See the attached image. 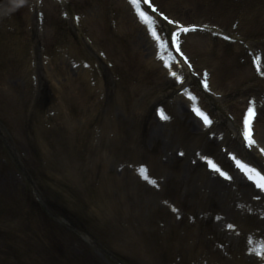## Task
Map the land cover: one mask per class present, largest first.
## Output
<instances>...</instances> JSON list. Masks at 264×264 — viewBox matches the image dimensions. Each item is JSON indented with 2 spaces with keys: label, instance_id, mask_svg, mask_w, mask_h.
Returning a JSON list of instances; mask_svg holds the SVG:
<instances>
[{
  "label": "rangeland",
  "instance_id": "rangeland-1",
  "mask_svg": "<svg viewBox=\"0 0 264 264\" xmlns=\"http://www.w3.org/2000/svg\"><path fill=\"white\" fill-rule=\"evenodd\" d=\"M103 10V0H94L87 3L84 11H67L69 17L63 18L62 28L50 34L52 38L49 44L51 51L49 56L55 58L60 56L62 59L67 55L72 57H66L61 69L62 75L59 77L61 79H58V84L61 86L63 84L65 90L60 95L62 99L60 111L64 112V103L74 98L73 94H67L71 89H67V85L72 81H78L75 75L84 70L80 64L77 67L73 66L76 60L96 63L93 72H96L101 82V90L96 91L99 100L81 101L86 105L85 107H89L81 114H77L76 111L75 114L70 112L61 114L66 122L62 123L63 133L59 136L60 142L56 146L52 145L53 147L48 145L45 137H38L39 134L44 136L48 124L44 119H40L34 126L36 120L32 117L35 113L33 105L30 107V114L26 112L22 122L17 124L18 131L10 133L0 126V134L7 140L6 143L3 139L5 147L11 152L8 153V160L5 161L3 159L5 153L2 155L3 151H0V264H162L163 254L168 255L175 250L178 251L176 240L179 239L175 213L169 209H174V206L170 204L168 209L164 208L162 199L177 203L181 208L193 206L198 213L197 217L200 218V226H203L204 222L211 223L214 213H224L213 199L201 202L193 193L183 196L175 185L176 172L183 170L185 166L181 164L185 162L191 168L190 181H197L194 176L198 175V172L195 171L197 167H194V163L197 161V153L203 152L204 146L193 134L192 131L196 129L188 123V118L182 117V112L176 114L173 104L176 102L178 85L167 76L157 60L156 48L150 39V34L140 25L131 11H120L117 2L112 11ZM74 12L83 17L82 28L70 18ZM179 13L182 14V11ZM183 15L187 16L186 21L181 17L183 22H206L203 18L196 17L195 11H184ZM219 17L220 21L211 25L221 26L222 30L232 32L233 30H227L230 29L231 21L226 18L224 12H221ZM257 21L261 26L264 24V12L258 19L251 21V24ZM32 24L41 31L40 38L46 37L35 19L32 20ZM242 30L249 33V25L245 23ZM202 32L197 31L185 40L187 51L196 59H199L197 50L202 51V44L210 39L215 40L216 37L211 33ZM19 40L20 38L14 39L15 42ZM239 44L245 52L248 49L260 48L264 55V39L247 38L244 43L239 42ZM35 47L36 57L40 62L44 59L42 41ZM24 48H26L25 44ZM109 48L114 51V56L102 59L101 51L107 52ZM109 52L112 55V52ZM17 61L18 55L11 53L7 65L3 68L6 75L0 78L1 88L7 90L4 84V80L7 79L9 91L14 88L25 90V85L20 82L21 77H18V70L15 67ZM262 61L260 60L261 65ZM125 70H127L126 74L128 72L127 76H123ZM55 72L59 74L60 70L57 69ZM55 72L53 69L51 75L54 76ZM131 74L137 82L133 80ZM129 78L134 84L125 87L122 81L127 83ZM86 79L80 75L81 82L86 83ZM187 83L197 87L198 81L188 80ZM245 87L244 85L237 88L238 90L231 88L230 93L227 92L228 94L220 98L202 94L206 106L212 108L217 117L212 133L222 132L226 136L223 143L218 142L221 152L224 145L236 152L243 149L233 137L232 126L235 125L236 118L241 115L246 105L244 100L249 97L257 98L255 102L262 111L258 123L259 138L264 132L262 91L264 79H260L256 85L251 83L246 89ZM80 90L79 93L85 91V89ZM246 90L249 91L245 95ZM90 98V94L87 93L85 99ZM211 98L216 99L217 104H214ZM69 105L75 108L72 102ZM158 105H164L171 115H167V119H159L157 125L161 131L157 135L151 124L152 120L156 121L155 107ZM228 113L232 114L231 119L227 118ZM140 121L147 124L141 136ZM226 123L232 133L224 130ZM237 123L239 124L240 120L237 119ZM85 126L88 136H85L83 129ZM29 128H34L32 134ZM3 137H0L1 150H3ZM78 140H80L79 145ZM209 152L217 154L219 148H213ZM34 153L37 154V160L30 162ZM178 153L184 155L183 158H179ZM160 154H164V162L167 161L169 166L156 160ZM151 159L157 166L154 167L156 175L170 181L165 190H157L143 183L134 169L128 168L138 163L148 164ZM127 162L132 163L128 165ZM67 163L75 170L81 167L88 168L81 169L80 174H73L68 178H63L65 176L61 170L62 176L58 175L57 171H49V167L51 170L53 167L59 169ZM91 167H96L94 173L91 172L92 169L90 171ZM114 170L120 172L119 180ZM84 173H88L85 180L82 176ZM91 173L99 181L98 195ZM159 177L157 178L161 180ZM59 185L64 187L66 197H76L79 191H87L86 200L81 203L85 208L82 213L89 219L87 226L81 228L75 226L73 219L77 218L76 214L68 211L65 213L49 203V201L53 202L49 193L52 194ZM153 185L155 186L154 183ZM78 186L84 188L80 190ZM241 193L240 190L238 208L242 210L245 203ZM254 194L247 192L245 201L251 200V202L243 215L234 212L232 214L234 219L229 217L218 219L219 228L224 234L222 237H217L215 233L217 240L214 248L226 259H230L237 252L244 257L246 245L248 243L251 245L254 241L253 237H247L250 231H253L251 228L256 229L253 232L264 230V200L254 199ZM33 202L38 204L35 205ZM74 205L79 206L75 202ZM113 210L118 211L121 216L118 222L116 218L114 219ZM137 216L151 221L158 216L166 217L168 220L166 236L158 234L157 238L164 243H172L173 245L169 246L171 249L167 251L165 247H162L161 251L144 249L145 243L142 246L140 241H144L147 237L150 242L151 237L139 226ZM254 216H256L255 223H253ZM53 222L57 224L58 229L65 230L61 234L54 235L50 227ZM229 222H233L230 223L232 227H229ZM32 223L36 227L32 228ZM66 228H69L71 235ZM183 243L181 241L182 246ZM232 245L236 248L229 249ZM254 249L255 255L261 251L260 245ZM182 251H185L182 253L185 259L182 264H206L203 260L200 261L192 256L193 249L184 248ZM246 259L250 261L247 264L257 263L256 257L254 259L246 256ZM260 259L263 260L261 264H264V258L260 257ZM163 264L172 263L165 260Z\"/></svg>",
  "mask_w": 264,
  "mask_h": 264
},
{
  "label": "snow or ice",
  "instance_id": "snow-or-ice-1",
  "mask_svg": "<svg viewBox=\"0 0 264 264\" xmlns=\"http://www.w3.org/2000/svg\"><path fill=\"white\" fill-rule=\"evenodd\" d=\"M130 2L136 6V10L138 15L141 17L142 20H144L146 23H149V25L151 24V17H149L140 7H139V3L140 0H130ZM146 2V0H145ZM167 19V17H165ZM175 23V22H174ZM196 25H191L188 27H184L181 26L182 30L184 32H188L190 30H195L196 29ZM152 35L153 37L159 41L160 37L157 35V32L153 29L152 30ZM173 40H175V37H173ZM177 51H179V48H177ZM181 55H183V53L181 52ZM185 59H187L185 57ZM256 64V69L258 72H260L261 70V65H260V57L256 56L254 57V61ZM173 76H176V73H171ZM261 75H264V72H261ZM179 79V78H178ZM207 86V85H205ZM189 98L191 100H196V97L192 96L190 93L188 94ZM193 111L200 116L203 120L204 123L206 125H209L211 123V121L209 120L207 114L205 112H203L197 105H193ZM161 117L164 119H167L166 116H164L163 111L161 110ZM255 117V108H254V101L250 102V106L248 107L246 113L244 114L243 117V124H244V138L248 143V146L251 147L252 145H254L256 143V141L253 139V133H252V121ZM261 151H264V149H261ZM233 160H235L236 165L245 173V175H247L248 179L253 181V183L256 185L257 188L261 189L262 191H264V169L261 170H257L256 167H252L247 163L242 162L239 159H236L235 156L232 157ZM204 159L208 160V164L210 167H212L214 170L220 172L221 175L225 176L226 178H231L228 176L227 172H224L220 169V167L213 163L211 160L208 159V157H204ZM140 172L142 175H145L146 169H144L143 167H141ZM145 178L147 179V176L145 175ZM152 183H155V181H151ZM229 227H232L231 225H229ZM261 251H259L257 254L260 255L262 258H264V244L260 245ZM249 251H252L251 249H249Z\"/></svg>",
  "mask_w": 264,
  "mask_h": 264
}]
</instances>
